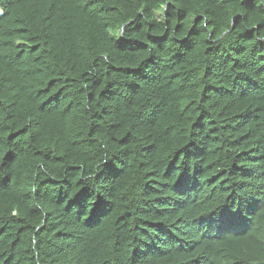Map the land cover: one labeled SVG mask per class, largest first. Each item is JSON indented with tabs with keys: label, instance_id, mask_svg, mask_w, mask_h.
Here are the masks:
<instances>
[{
	"label": "trees",
	"instance_id": "trees-1",
	"mask_svg": "<svg viewBox=\"0 0 264 264\" xmlns=\"http://www.w3.org/2000/svg\"><path fill=\"white\" fill-rule=\"evenodd\" d=\"M0 264H264V0H0Z\"/></svg>",
	"mask_w": 264,
	"mask_h": 264
}]
</instances>
